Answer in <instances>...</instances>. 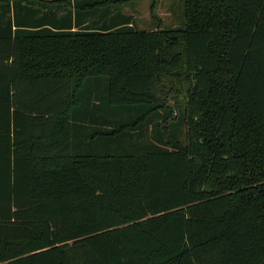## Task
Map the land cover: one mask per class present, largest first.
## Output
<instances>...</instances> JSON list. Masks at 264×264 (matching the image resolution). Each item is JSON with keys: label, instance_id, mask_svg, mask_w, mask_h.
Listing matches in <instances>:
<instances>
[{"label": "trees", "instance_id": "16d2710c", "mask_svg": "<svg viewBox=\"0 0 264 264\" xmlns=\"http://www.w3.org/2000/svg\"><path fill=\"white\" fill-rule=\"evenodd\" d=\"M118 1L0 0V264H264V0Z\"/></svg>", "mask_w": 264, "mask_h": 264}, {"label": "rangeland", "instance_id": "374dc122", "mask_svg": "<svg viewBox=\"0 0 264 264\" xmlns=\"http://www.w3.org/2000/svg\"><path fill=\"white\" fill-rule=\"evenodd\" d=\"M184 0H119L114 4L115 11H121L127 16H131L134 25L140 30H146L153 34H163L168 31L181 30L184 27ZM158 50L153 51L154 59L157 57ZM160 57V54L159 56ZM167 70V69H166ZM173 76H162L163 93L162 99L171 102L175 109H185V100L182 101V95L187 81L181 78H175L174 74L184 73V68H172ZM168 92V93H167ZM178 95V96H177ZM186 128L180 136V143L185 145Z\"/></svg>", "mask_w": 264, "mask_h": 264}]
</instances>
